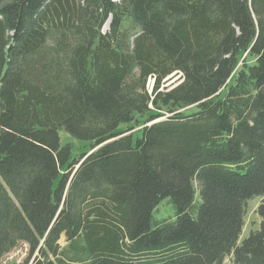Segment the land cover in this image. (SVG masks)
Here are the masks:
<instances>
[{"label":"trees","instance_id":"trees-1","mask_svg":"<svg viewBox=\"0 0 264 264\" xmlns=\"http://www.w3.org/2000/svg\"><path fill=\"white\" fill-rule=\"evenodd\" d=\"M20 244V264H264V0H0V264Z\"/></svg>","mask_w":264,"mask_h":264},{"label":"rangeland","instance_id":"rangeland-1","mask_svg":"<svg viewBox=\"0 0 264 264\" xmlns=\"http://www.w3.org/2000/svg\"><path fill=\"white\" fill-rule=\"evenodd\" d=\"M117 1V0H115ZM180 79L178 78V75H172L170 79H168L164 84L163 87H172L175 84L178 83ZM152 82L149 80V87L148 89L151 88ZM194 107H189L186 108L187 111H192L194 110ZM184 110V109H183ZM138 127H136L134 130H136ZM59 138H60V143L65 144V143H72L75 144L71 138H69L68 134L65 133L63 130L59 131ZM262 197H253L249 199L244 208V214L242 217V228L240 231L238 243L243 239L246 238L249 234L250 231L255 230L259 226L260 222V216L257 213V208L259 204L262 202ZM155 216L157 218H166L172 216V206L169 203L168 199L162 200L159 205L156 208V214ZM25 246L24 244H20L17 246L15 249L7 253L2 260V264H20L22 263L24 257H25ZM231 256H228L224 259V263L229 262Z\"/></svg>","mask_w":264,"mask_h":264},{"label":"water","instance_id":"water-1","mask_svg":"<svg viewBox=\"0 0 264 264\" xmlns=\"http://www.w3.org/2000/svg\"><path fill=\"white\" fill-rule=\"evenodd\" d=\"M114 1H115V0H114ZM108 23H109V20L106 21L104 28H106V27L108 26ZM159 120H160V119H156V120H154V121H152V122H156V121H159Z\"/></svg>","mask_w":264,"mask_h":264}]
</instances>
